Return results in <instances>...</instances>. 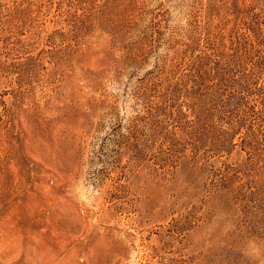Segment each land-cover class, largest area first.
I'll return each instance as SVG.
<instances>
[{"label":"rangeland","instance_id":"1","mask_svg":"<svg viewBox=\"0 0 264 264\" xmlns=\"http://www.w3.org/2000/svg\"><path fill=\"white\" fill-rule=\"evenodd\" d=\"M0 264H264V0H0Z\"/></svg>","mask_w":264,"mask_h":264}]
</instances>
